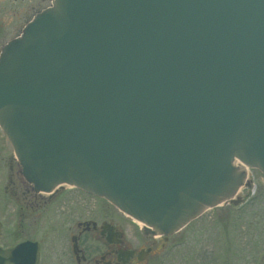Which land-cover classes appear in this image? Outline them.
Here are the masks:
<instances>
[{
	"label": "water",
	"instance_id": "obj_1",
	"mask_svg": "<svg viewBox=\"0 0 264 264\" xmlns=\"http://www.w3.org/2000/svg\"><path fill=\"white\" fill-rule=\"evenodd\" d=\"M0 130L35 193L171 235L264 177V0H53L0 52Z\"/></svg>",
	"mask_w": 264,
	"mask_h": 264
},
{
	"label": "flooded vegetation",
	"instance_id": "obj_2",
	"mask_svg": "<svg viewBox=\"0 0 264 264\" xmlns=\"http://www.w3.org/2000/svg\"><path fill=\"white\" fill-rule=\"evenodd\" d=\"M4 1L10 2L11 7L0 8V26L9 25L14 31L12 37L36 13L51 6V0ZM1 166L6 170L0 213L7 210L13 216V242L8 247L0 244L3 251L24 243L34 244L36 264H227L223 223L219 228H189L197 222L214 226L207 216L215 208L171 236H158L144 232L103 200L78 190L73 189L92 200L85 212L79 198L74 201L63 196L65 189L52 195L34 193L23 180L13 153L7 159L0 157ZM238 202L223 206H236ZM99 203L106 205L107 211H102ZM72 214L76 217L68 223ZM3 227L0 221V236L4 233Z\"/></svg>",
	"mask_w": 264,
	"mask_h": 264
},
{
	"label": "rangeland",
	"instance_id": "obj_3",
	"mask_svg": "<svg viewBox=\"0 0 264 264\" xmlns=\"http://www.w3.org/2000/svg\"><path fill=\"white\" fill-rule=\"evenodd\" d=\"M11 7L10 2L0 0V8ZM9 25L0 26V47L10 40L14 31ZM12 154L11 149L4 139L0 131V157L7 159ZM5 167H0V197H3L2 186L5 182ZM249 187L242 188L238 198L240 199L236 206H221L215 208L207 216L209 222L215 225H203L197 222L191 227H220V223L224 226L226 245H227V264H264V178L257 171H250ZM66 199L74 201L81 200L83 211H87L86 207H90L92 200L87 199L84 195H80L73 190H64ZM102 211H107L106 205L99 203ZM112 212L113 210L108 209ZM68 223L73 221L76 215L70 216ZM208 220V218H207ZM0 221L4 224V233L0 236V244L11 246L13 216L7 210L0 213ZM214 230H212V233ZM218 233V229L216 230ZM208 233V229L206 231ZM206 238V237H205ZM206 245H209L205 241ZM212 248V246H211Z\"/></svg>",
	"mask_w": 264,
	"mask_h": 264
},
{
	"label": "bare ground",
	"instance_id": "obj_4",
	"mask_svg": "<svg viewBox=\"0 0 264 264\" xmlns=\"http://www.w3.org/2000/svg\"><path fill=\"white\" fill-rule=\"evenodd\" d=\"M247 175L250 176V172L248 173V171H246ZM240 192V190H238L236 193Z\"/></svg>",
	"mask_w": 264,
	"mask_h": 264
}]
</instances>
